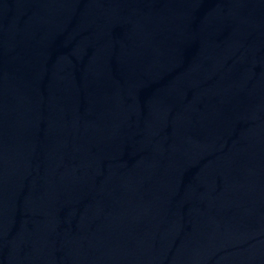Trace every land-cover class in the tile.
Instances as JSON below:
<instances>
[{"label": "water", "instance_id": "1", "mask_svg": "<svg viewBox=\"0 0 264 264\" xmlns=\"http://www.w3.org/2000/svg\"><path fill=\"white\" fill-rule=\"evenodd\" d=\"M0 264H264V0H0Z\"/></svg>", "mask_w": 264, "mask_h": 264}]
</instances>
